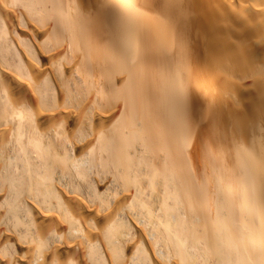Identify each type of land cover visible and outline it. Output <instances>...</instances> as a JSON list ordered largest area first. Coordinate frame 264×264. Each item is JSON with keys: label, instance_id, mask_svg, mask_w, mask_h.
<instances>
[{"label": "bare ground", "instance_id": "1", "mask_svg": "<svg viewBox=\"0 0 264 264\" xmlns=\"http://www.w3.org/2000/svg\"><path fill=\"white\" fill-rule=\"evenodd\" d=\"M0 264H264V0H0Z\"/></svg>", "mask_w": 264, "mask_h": 264}]
</instances>
